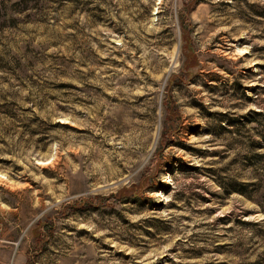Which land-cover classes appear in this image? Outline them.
Wrapping results in <instances>:
<instances>
[{"label": "rangeland", "instance_id": "obj_1", "mask_svg": "<svg viewBox=\"0 0 264 264\" xmlns=\"http://www.w3.org/2000/svg\"><path fill=\"white\" fill-rule=\"evenodd\" d=\"M0 264H264V0H0Z\"/></svg>", "mask_w": 264, "mask_h": 264}]
</instances>
